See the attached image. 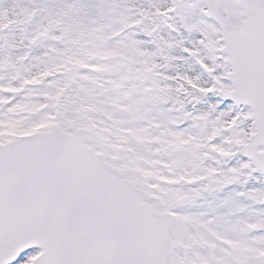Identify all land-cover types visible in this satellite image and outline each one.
<instances>
[{"label": "snow or ice", "instance_id": "1", "mask_svg": "<svg viewBox=\"0 0 264 264\" xmlns=\"http://www.w3.org/2000/svg\"><path fill=\"white\" fill-rule=\"evenodd\" d=\"M0 264H264V0H0Z\"/></svg>", "mask_w": 264, "mask_h": 264}]
</instances>
